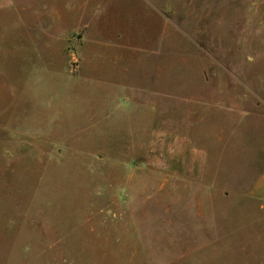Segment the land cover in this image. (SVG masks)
I'll use <instances>...</instances> for the list:
<instances>
[{"label": "rangeland", "instance_id": "rangeland-1", "mask_svg": "<svg viewBox=\"0 0 264 264\" xmlns=\"http://www.w3.org/2000/svg\"><path fill=\"white\" fill-rule=\"evenodd\" d=\"M0 264H264V0H0Z\"/></svg>", "mask_w": 264, "mask_h": 264}, {"label": "crops", "instance_id": "crops-1", "mask_svg": "<svg viewBox=\"0 0 264 264\" xmlns=\"http://www.w3.org/2000/svg\"><path fill=\"white\" fill-rule=\"evenodd\" d=\"M255 20H253V22H254Z\"/></svg>", "mask_w": 264, "mask_h": 264}]
</instances>
